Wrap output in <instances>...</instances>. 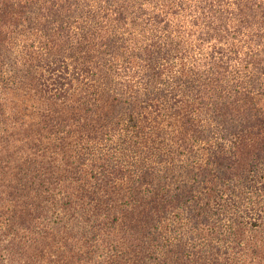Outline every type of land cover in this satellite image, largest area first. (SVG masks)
<instances>
[{"label":"trees","instance_id":"trees-1","mask_svg":"<svg viewBox=\"0 0 264 264\" xmlns=\"http://www.w3.org/2000/svg\"><path fill=\"white\" fill-rule=\"evenodd\" d=\"M257 232L264 0H0V246L226 264Z\"/></svg>","mask_w":264,"mask_h":264},{"label":"rangeland","instance_id":"rangeland-1","mask_svg":"<svg viewBox=\"0 0 264 264\" xmlns=\"http://www.w3.org/2000/svg\"><path fill=\"white\" fill-rule=\"evenodd\" d=\"M263 233L264 232H257L253 235L252 239L244 242L243 247L239 250V254L229 259L226 264H264ZM53 240L54 242H52V244L58 239L56 238ZM0 251H2L0 252V256L9 258L6 262L7 264H46L43 259H37L38 256L34 257V253L38 254V251H35L32 245L27 248V253H24L22 256L19 255V251L13 249L9 250L4 246H0Z\"/></svg>","mask_w":264,"mask_h":264}]
</instances>
